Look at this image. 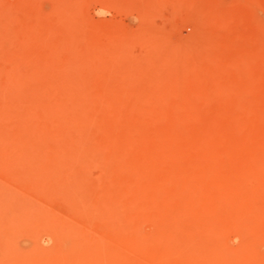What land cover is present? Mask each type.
<instances>
[{
  "label": "rangeland",
  "instance_id": "obj_1",
  "mask_svg": "<svg viewBox=\"0 0 264 264\" xmlns=\"http://www.w3.org/2000/svg\"><path fill=\"white\" fill-rule=\"evenodd\" d=\"M0 60V88L6 92L0 98V119L5 112L4 125L12 119L8 147L0 121V153H17L16 138L22 142L20 153L33 150L23 144L28 138L23 123L31 115L36 131L40 124L47 129L66 126L73 134L98 140L86 144L84 159L74 164L78 178L91 184L115 183L133 155L148 169L135 176L143 200L156 198L153 187L161 178L166 192L157 195L174 199L165 198V210L180 212L189 194L179 197L175 184L203 178L201 171L213 163L222 171L217 170L215 184L224 186H217L216 194L226 190L229 203L234 201L227 212L235 209L249 217L264 202L257 192L264 183V0H0ZM205 135L211 149L207 146L210 153L201 155L204 159L195 151L203 150L199 137L205 140ZM196 138L199 144L192 142ZM119 150L129 152L128 157L112 154ZM20 157L12 169V163L0 162L2 192L23 201L30 214L43 212L110 247L119 246L121 254L142 264H155L104 232L98 212L76 187L68 203L47 186L35 187L33 179L41 170L54 167L50 159L32 158L27 166L23 153ZM218 178H224L223 184ZM115 193L112 198L121 197ZM132 209L128 213L135 217L148 206L138 202ZM138 217L137 225L150 230L151 223Z\"/></svg>",
  "mask_w": 264,
  "mask_h": 264
},
{
  "label": "bare ground",
  "instance_id": "obj_2",
  "mask_svg": "<svg viewBox=\"0 0 264 264\" xmlns=\"http://www.w3.org/2000/svg\"><path fill=\"white\" fill-rule=\"evenodd\" d=\"M21 49L23 51V47ZM16 70L15 72H17ZM5 93H6L5 90L3 88H0V98H4ZM8 94L10 95V93ZM6 108H8V106ZM5 114L6 112L4 113V115H2L3 118L0 119V121H2L3 123L4 120V123L6 125L7 122H5L6 119L4 118ZM32 119L33 118L31 115L28 116L26 115L23 123V127H24L23 134L26 133V135L28 136V138H25V142L23 144L24 145L31 144L30 146L33 149L29 153L22 152L23 153L22 160L24 161V164L27 163L30 164V160L32 158L33 159L40 158L43 160L50 159L54 163V167H51L48 170L44 168L43 170L45 171L42 172L41 170V173L39 174L37 173L38 175L33 179L34 186L37 188H41V186L43 185L53 189V191L56 192L57 196L62 198L63 202L66 203H68L71 197L70 190L77 188L76 190L80 192L81 197L84 198L85 201L87 202L91 201L90 203L92 204V207L98 212V216H100L99 219L104 223V232L110 233L113 239L116 240L120 246L127 248L131 254L133 253L136 255V257L138 258L141 257L142 259L148 261L149 263L151 262L155 264H264V202L260 204H256V206L259 208L257 213L249 217L248 216L241 217V215L238 212L237 213L235 212V209H233L232 213L227 212L229 205L230 207L233 206L231 202L234 201H230L229 203V199H227L228 198L227 195H229V192L226 190H223V192L221 190L220 195H217L215 192L219 186H220L219 188H224V186L221 187L222 185L220 184L218 185V183H217L218 186L217 187L214 181L217 178V174H218L217 170L219 171L217 165L213 166L212 163L211 164L212 168L207 169L208 171L205 172L201 171L204 176V177L202 176L203 178H200L198 175L197 177H191L188 179L186 178L187 180L185 179L184 181H181L179 183L177 182L173 187L176 188L175 190L177 195L179 196V194L182 195L183 193H187L189 194V199L184 201L185 208L183 210L181 209L180 212H173V211L170 212L168 211L169 209L165 210L166 207L164 204L167 205L166 199H168L170 203L173 202L174 199L172 196L170 197L167 196L168 197L167 198L166 195H163L166 192V190H164L161 187L160 184L161 178H160V182H158L156 186L153 187V189L156 191L155 194L156 198L153 197L149 198L148 199L150 200L148 201L149 203L146 200L144 201L143 198L139 195L138 190L140 188L137 187L136 190V184H137L135 181L136 174L143 170L148 173V169L142 166V164H144L145 161L143 162L142 160H140L139 157H135L136 159L135 158L132 159L133 155H130L131 159L129 161L126 160L127 161L126 164H123L121 168L122 176H120L116 180L113 179L115 183H111V180H109L107 181V183L104 184V186H97L95 184H91L82 177L78 178L79 172L76 174L73 171L75 168L74 164L75 163L79 164V162L84 159V153L87 152L85 150L86 147L85 145L88 144L90 141L96 139L92 138L90 140L88 137H86V135L83 136L79 134L77 135L73 134L72 131L69 130L66 126H62L59 128L57 127L56 129H52V128L47 129L45 127H42V125L40 124V126L37 125L40 127L39 130L36 131L37 128H33L32 124H30L29 122V120ZM11 120L9 121L11 122ZM9 121L7 126H5L3 123L4 128L1 130L2 135L4 134L3 137L1 135V138L3 139L4 142L2 141V139L1 141L3 143H6L4 144L6 146L9 142L10 143L12 142V140L9 138L10 135L9 133L12 128V124ZM242 121H244V119ZM233 123L235 122H232L231 125ZM178 125L180 124H176L175 127L177 128ZM84 126L87 128L91 127L90 124ZM229 126L228 129H230ZM234 127L235 125L233 126V128ZM201 137L202 136L199 137V139L202 140L201 141L202 143L200 144L203 145V146L201 145L202 148L204 147L203 150L207 152L205 155L202 154L203 150L202 151L199 150L202 148L199 145H197L200 148L197 147L198 148L197 150L199 151H195V152L196 153L201 152V154H199L200 158L202 157L201 155L205 157L210 153V150H208V148H210L208 146L209 145L208 136L205 135V138L207 137V139L205 140H203V137L202 138ZM187 138L188 137L186 136V138L183 139L186 140ZM211 138L214 140V138L210 136V139ZM197 140L198 139L196 138V140L194 139V141L192 140V142L198 143ZM96 141H93V143H95ZM211 143H213V147H214L215 143L214 142ZM13 144L15 146L14 148L18 149L17 153L14 154L12 153L11 155L0 153V162L5 161L7 163L10 162L13 164L10 165L11 166L10 168L9 164L6 163L10 169H12L17 165V163L20 161L21 158L20 156H22V153H20V149H21L20 145L22 144L21 140L16 138L13 141ZM185 144L187 143L185 142ZM192 145L194 146L195 144ZM193 146L192 148L194 149ZM238 147L240 148V146H237V148ZM218 148L219 147H217L216 149ZM49 150L51 152H49ZM124 151L125 150H119L113 152L112 154L124 160L125 158L128 157L129 154V152L126 154L124 153ZM170 154L172 155V153ZM258 155L261 156V154ZM162 156L167 157V155L164 154H162ZM162 156H160V158ZM240 156L241 155H239V157ZM197 158L198 156H196V161ZM164 160L167 161V159L165 158ZM206 161H208V159H206ZM231 161H233V159H231ZM153 162L154 164H156V160ZM29 164H27V166H29ZM27 166L25 165V168ZM220 166L223 167L224 165L222 164ZM4 169L6 170V167H4ZM29 169H31V167H29ZM29 169L28 172L30 171ZM255 169L256 167L254 168V170ZM154 172L155 170L151 171V174ZM221 172L222 171H219V173ZM12 176H14V173ZM16 178L17 177L13 179L16 181ZM194 178L197 179L195 180ZM26 179H28L29 181L30 178H26ZM168 179H171V176L168 177ZM208 179L211 181L210 182L207 181ZM223 179L218 178L219 180L218 182L222 180V184H223V181H225ZM232 180H237V179H232ZM30 182H32L30 184H32L33 186L32 179L30 180ZM162 182L166 184V180L165 181L162 180ZM257 189L258 191L255 189L257 192H261V194L264 195V183L262 185H259ZM3 190L5 191V189ZM82 191H84L85 194ZM112 192L113 193L120 192L121 197L120 198L117 197L116 199L112 198L111 196L113 194ZM9 193L2 192V188L0 185V264H142L143 263V262L142 263L139 262L141 259H139L138 261L135 258L121 254L120 249L118 250L119 246L118 248L116 247L117 249L114 247H110L109 245H106L102 241L94 237H91L79 230H76L74 227H70L64 223H60L56 221L54 218L49 217L47 214L43 212L38 211L35 212L34 214H30L26 209L25 203L13 197ZM160 193H163L162 194L163 199L161 195H160L161 198L157 195ZM231 193L233 194V191H231ZM204 194H206V199L203 200V197L201 199V196ZM186 196H184L185 199ZM229 197L232 198V196ZM123 202H125V205L123 204V207H121L120 205ZM138 202H144L146 206H148V209L144 210L145 212L143 215H140L142 211H139L135 217H131V215L128 213V210L129 209L133 210L132 208ZM75 203H76L75 201H71V204H75ZM8 208L9 210L12 209L11 212L7 211ZM138 216H140V219H145V221L151 223L150 230L144 231L143 227L140 228L137 225L138 220L135 221L134 218L137 217L139 219Z\"/></svg>",
  "mask_w": 264,
  "mask_h": 264
}]
</instances>
